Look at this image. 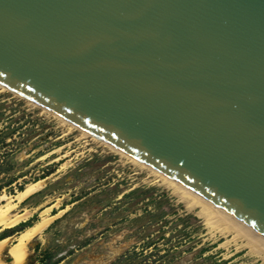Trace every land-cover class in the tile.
<instances>
[{
    "label": "water",
    "instance_id": "water-1",
    "mask_svg": "<svg viewBox=\"0 0 264 264\" xmlns=\"http://www.w3.org/2000/svg\"><path fill=\"white\" fill-rule=\"evenodd\" d=\"M0 85L264 236V0H0Z\"/></svg>",
    "mask_w": 264,
    "mask_h": 264
},
{
    "label": "rangeland",
    "instance_id": "rangeland-1",
    "mask_svg": "<svg viewBox=\"0 0 264 264\" xmlns=\"http://www.w3.org/2000/svg\"><path fill=\"white\" fill-rule=\"evenodd\" d=\"M150 176L25 99L0 92V195L42 181L12 210L25 218L0 225V237L13 243L25 227L54 215L28 243L32 264H262L243 241Z\"/></svg>",
    "mask_w": 264,
    "mask_h": 264
},
{
    "label": "bare ground",
    "instance_id": "bare-ground-1",
    "mask_svg": "<svg viewBox=\"0 0 264 264\" xmlns=\"http://www.w3.org/2000/svg\"><path fill=\"white\" fill-rule=\"evenodd\" d=\"M4 91H8L16 95L15 93L0 85V92ZM27 102L38 107L29 101ZM38 108L58 119L60 123L69 126L71 129L79 131L83 137L90 138L91 140L98 142L111 152L118 154L121 158L128 160L130 163L138 166L139 168L146 169L149 172V175L153 176L156 181H160L162 184L168 186L174 191V193L180 196V199L185 201L188 208L199 209V211H197L199 216L203 215L207 218V221L217 225L223 234H231L232 240L234 241L239 239L243 241L244 243L241 246H247L250 252L257 255L261 259L262 264H264V236L249 226L247 223H244L228 211L212 203L192 189L146 165L135 157H132L131 155L121 151L110 143H107L106 141L92 135L91 133L81 129L73 123H70L62 117L42 109L41 107ZM41 183V180L28 183L22 190L17 191L13 196H6L5 194L0 195V199L5 201V204L0 205V225H3V227L13 226L25 218L22 215H17V213H12V210L31 194L37 192L41 188ZM52 219H54V215L44 217L41 221L25 227L18 233L17 239L13 243L8 244V241L11 238L9 236L0 237V264H32L29 260L30 250L28 243L32 237L41 232ZM4 251H7L9 260L5 258Z\"/></svg>",
    "mask_w": 264,
    "mask_h": 264
}]
</instances>
